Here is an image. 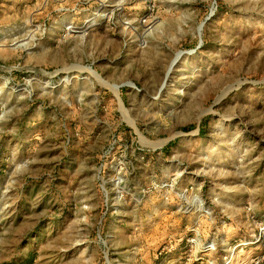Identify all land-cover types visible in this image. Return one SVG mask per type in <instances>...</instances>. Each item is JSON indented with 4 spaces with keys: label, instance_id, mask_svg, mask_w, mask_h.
<instances>
[{
    "label": "rangeland",
    "instance_id": "374dc122",
    "mask_svg": "<svg viewBox=\"0 0 264 264\" xmlns=\"http://www.w3.org/2000/svg\"><path fill=\"white\" fill-rule=\"evenodd\" d=\"M264 264V0H0V264Z\"/></svg>",
    "mask_w": 264,
    "mask_h": 264
},
{
    "label": "trees",
    "instance_id": "16d2710c",
    "mask_svg": "<svg viewBox=\"0 0 264 264\" xmlns=\"http://www.w3.org/2000/svg\"><path fill=\"white\" fill-rule=\"evenodd\" d=\"M34 258L30 257L26 259V262H24V264H33Z\"/></svg>",
    "mask_w": 264,
    "mask_h": 264
}]
</instances>
